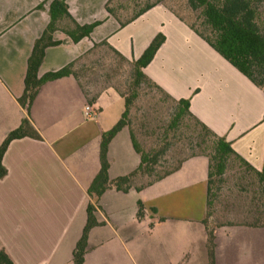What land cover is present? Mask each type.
Masks as SVG:
<instances>
[{
  "label": "crops",
  "instance_id": "0c3cea01",
  "mask_svg": "<svg viewBox=\"0 0 264 264\" xmlns=\"http://www.w3.org/2000/svg\"><path fill=\"white\" fill-rule=\"evenodd\" d=\"M51 1L0 0V145L27 116L18 99L34 43L50 22ZM108 1L66 0L78 25H99L77 43L66 34L71 28L58 27L52 39L59 44L45 49L37 77L73 67L101 45L132 64L161 34L165 40L142 73L170 99L188 100L192 116L229 143L237 161L255 176L264 174V90L164 3L121 26L107 12ZM72 67L70 75L43 84L31 103L28 118L40 139L13 140L3 155L0 251L13 264H73L86 224L87 190L100 169L102 134L125 110L124 98L114 88L90 98ZM87 105L93 118L84 115ZM107 159L110 180L139 167L127 126L109 142ZM226 164L222 174L212 168V176H223ZM209 166L206 156L197 155L149 184H133L127 192L106 190L98 201L99 226L89 232L83 264H208L207 232L212 230L204 222L209 188L211 193ZM147 233L154 236L146 239L144 251L132 253L128 245L135 250ZM213 235L215 264H264L263 224L220 225Z\"/></svg>",
  "mask_w": 264,
  "mask_h": 264
},
{
  "label": "trees",
  "instance_id": "16d2710c",
  "mask_svg": "<svg viewBox=\"0 0 264 264\" xmlns=\"http://www.w3.org/2000/svg\"><path fill=\"white\" fill-rule=\"evenodd\" d=\"M107 3V12L114 17L113 11L109 8ZM189 10L193 13L199 11V28L191 25L184 16L174 12L173 13L187 26L193 30L203 41H205L216 53H218L225 61L232 65L243 76L250 80L256 87L264 90V29L260 26L258 9L256 3L262 0H185ZM153 5L146 6L145 9L135 14L126 21H121V26L134 20ZM50 22L44 30L42 36L35 41L31 55L27 63V71L24 79V92L18 99L19 105L26 111V117L22 119L20 126L9 132L4 141L0 145V178L6 174V170L2 165L3 155L13 140L22 139L25 137L40 139L38 132L31 124L28 114L29 108L33 99L35 98L39 88L49 81H54L71 74V65L65 68L44 75L42 78L37 77L39 66L41 65L45 49L59 44L53 41L52 34L58 29L60 22L68 21L71 25V30L66 34L71 38L74 43H77L82 38L88 37L93 29L99 25V22H94L90 25L80 26L69 15L66 0H52L49 5ZM118 19V17H117ZM119 20V19H118ZM69 28V29H70ZM165 38L161 34H157L145 49L141 57L131 64L132 67V82L133 86L138 88L141 84L145 83L159 90L165 94L157 85L151 82L143 73L142 69L145 68L155 56L157 50L163 44ZM105 44V43H104ZM116 53V52H115ZM117 56L125 61L118 53ZM166 95V94H165ZM167 96V95H166ZM168 97V96H167ZM169 98V97H168ZM170 99V98H169ZM172 100V99H170ZM175 114L174 120L180 122L184 117H190L195 120L197 125L210 137H212V150L213 157H207L210 162L209 172V186L211 184L210 178L212 176V160L215 162V168L218 174H222L225 164L230 157H237L223 138H219L212 133L205 125L197 121L189 112V101L179 100L174 101ZM131 100L124 98L125 110L121 119L107 132L102 134L99 161L100 169L91 185L87 190L90 202L86 209V224L83 228L82 234L76 243L73 251V264H83L84 256L87 251V239L89 232L99 226L96 220L95 213L98 210V201L101 195L108 189H115L121 192H127L131 186L132 179L140 173L144 166L149 162L147 153L141 150L132 133H130L133 148L140 156V165L133 173L110 180L108 176L109 162L107 159V149L109 142L112 138L125 126H127L125 119L129 113ZM197 156V155H196ZM204 156V155H203ZM181 162L171 172L166 173L164 176L177 170ZM164 176L156 179L159 180ZM260 183L264 186V174L258 173ZM154 180V181H156ZM153 182V181H152ZM151 183V182H149ZM148 183V184H149ZM208 202L210 205V188L208 190ZM142 204L138 203L137 217H141ZM214 235L211 231L207 232V252L208 264H215L214 258ZM0 264H13L11 259L4 251H0Z\"/></svg>",
  "mask_w": 264,
  "mask_h": 264
},
{
  "label": "rangeland",
  "instance_id": "374dc122",
  "mask_svg": "<svg viewBox=\"0 0 264 264\" xmlns=\"http://www.w3.org/2000/svg\"><path fill=\"white\" fill-rule=\"evenodd\" d=\"M158 3H164L199 28V11L192 13L185 0H111L108 5L119 20L126 21L146 6ZM256 7L264 29V0L257 2ZM70 27L68 21L59 24L63 30ZM72 72L90 98L111 87L131 100L125 122L141 150L149 156V162L134 176L131 185L148 184L189 157H213L212 137L190 117L176 122L174 102L159 90L145 83L134 87L131 64L119 59L109 48L95 47L88 57L73 65ZM212 164L214 170V160ZM245 223L264 225V186L246 165L230 157L223 176L211 178L210 205L204 226L213 233V228L220 225ZM151 236L154 235H143L142 245L135 250L129 245L128 248L132 253L144 251L146 239Z\"/></svg>",
  "mask_w": 264,
  "mask_h": 264
},
{
  "label": "built area",
  "instance_id": "2783aa9c",
  "mask_svg": "<svg viewBox=\"0 0 264 264\" xmlns=\"http://www.w3.org/2000/svg\"><path fill=\"white\" fill-rule=\"evenodd\" d=\"M84 115L86 118H93L95 116V113L93 112V110L91 109L90 106H85L84 108Z\"/></svg>",
  "mask_w": 264,
  "mask_h": 264
}]
</instances>
